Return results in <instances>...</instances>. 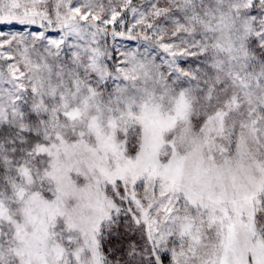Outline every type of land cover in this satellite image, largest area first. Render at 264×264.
Here are the masks:
<instances>
[{"label":"snow or ice","instance_id":"1","mask_svg":"<svg viewBox=\"0 0 264 264\" xmlns=\"http://www.w3.org/2000/svg\"><path fill=\"white\" fill-rule=\"evenodd\" d=\"M0 25V264H264V0H0Z\"/></svg>","mask_w":264,"mask_h":264},{"label":"rangeland","instance_id":"2","mask_svg":"<svg viewBox=\"0 0 264 264\" xmlns=\"http://www.w3.org/2000/svg\"><path fill=\"white\" fill-rule=\"evenodd\" d=\"M21 26L19 25H0V30H3L5 32H9V31H16L20 28ZM51 35L55 36L56 33H51ZM121 46H126L127 42L125 40H119L117 41ZM137 46V44H136ZM130 47V46H128Z\"/></svg>","mask_w":264,"mask_h":264},{"label":"trees","instance_id":"3","mask_svg":"<svg viewBox=\"0 0 264 264\" xmlns=\"http://www.w3.org/2000/svg\"><path fill=\"white\" fill-rule=\"evenodd\" d=\"M134 3L137 2V0H133ZM127 45L126 46H130V47H135L137 42L136 41H126Z\"/></svg>","mask_w":264,"mask_h":264}]
</instances>
